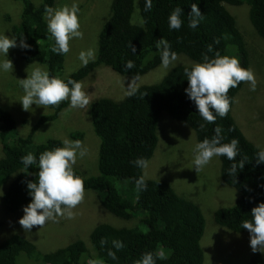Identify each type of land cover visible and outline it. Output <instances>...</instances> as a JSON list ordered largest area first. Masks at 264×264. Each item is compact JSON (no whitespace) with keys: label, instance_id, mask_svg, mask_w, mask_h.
I'll use <instances>...</instances> for the list:
<instances>
[{"label":"trees","instance_id":"16d2710c","mask_svg":"<svg viewBox=\"0 0 264 264\" xmlns=\"http://www.w3.org/2000/svg\"><path fill=\"white\" fill-rule=\"evenodd\" d=\"M20 1V21L13 24L10 21L11 25H6L7 31L16 41L29 46L23 54L25 62L43 65L50 76L61 78L65 54L51 51L55 41L45 20L46 8L51 9L55 0H39L36 4L32 0ZM193 3L197 4L204 17L196 29L188 26ZM145 4L146 0H111L109 16L98 34L97 58L63 80L80 82L100 66L121 75L140 77L163 65L162 48L156 47L161 38L170 44V50L176 56L183 55L193 63H203L204 54L211 59L219 52L221 56L238 57L241 67L248 69L243 35L236 23L238 19L229 10L233 6L248 8L249 22L264 40V0H152L150 11L145 10ZM176 7L183 10V24L179 30H172L168 17ZM6 17L9 21L10 18ZM209 45H212V52L207 51ZM132 48H135L134 53ZM127 61L135 65L130 70L124 67ZM171 65L159 82L142 85L122 100L99 98L90 102L87 116L100 140L98 175L83 176L73 166L76 175L83 178L85 190L96 193L106 211L121 220L136 219V224L117 227L100 223L93 227L88 240H76L47 253H42L25 238L11 235L0 242V264H138L147 252L154 255L155 264H203L200 240L204 232V217L200 208L179 196L164 179L143 177L146 189L136 190L135 181L143 176V168L133 162L138 158L148 161L152 157L162 113L186 124L194 131L198 143L205 138L211 139L217 126L223 129L221 143H229L233 138L239 141V153L234 161L225 156L218 157L221 180L239 195L232 207L215 211L214 221L233 233L241 234L247 230L241 228L242 222L251 221V210L264 203V163L256 160L257 153L262 150L246 139L231 117L233 99L244 81L228 92L231 99L228 114L223 118L217 116L214 124L207 123L185 92L188 87L185 70L191 66ZM69 105L68 100L62 101L53 106L54 113L42 115L39 120L44 123L56 120L62 108ZM41 125L34 124L27 137H18L14 118L0 106L3 153L0 158V188L6 186L3 203L9 213L30 202L26 185L38 179L36 165L29 167L28 173L21 172V158L31 152L38 159L46 150L63 147L62 142L54 138L34 144L32 136ZM70 138L81 140L83 133H72ZM241 163L244 165L240 169ZM233 164L237 166L236 173L230 171ZM114 240L122 241L124 247L117 250ZM109 251L115 253L116 259L109 256ZM246 264H264V260L260 254L254 253Z\"/></svg>","mask_w":264,"mask_h":264},{"label":"rangeland","instance_id":"374dc122","mask_svg":"<svg viewBox=\"0 0 264 264\" xmlns=\"http://www.w3.org/2000/svg\"><path fill=\"white\" fill-rule=\"evenodd\" d=\"M32 1L35 4L39 2ZM73 3L79 8L83 38H73L69 41L70 51L64 55V73L61 74V79L82 66L78 59L82 50L97 49L98 34L109 16L111 0H55L51 9L55 11L64 6L71 7ZM229 10L238 19L236 23L243 35L248 69L253 71L256 80L255 91L250 90L249 82L244 81L233 99L231 117L246 139L258 149L264 150V40L251 26L246 6L229 7ZM21 11L20 0H0V34L13 38L6 25L18 23ZM48 15L45 14L47 23ZM6 16L10 18L9 21ZM16 43L17 46L10 48L7 54L13 64L12 72L0 70V106L14 118L16 135L27 137L34 124L44 123L39 120L42 115L52 114L55 110L53 106L36 105H32L29 111L23 110L20 99L25 93L20 80L27 78L34 69L46 67L36 62H25L23 54L26 48L20 47L21 42ZM3 59L5 57L0 56V61ZM172 64L190 65L191 62L184 56L177 55ZM170 66L172 65H161L137 78L121 75L106 66H100L95 73L80 82L90 102L99 98L119 101L142 85L159 82ZM86 109L87 107L71 108L70 105L62 108L56 120L46 122L37 129L32 136V142L41 144L54 138L59 139L64 146L65 140L81 141L87 154L77 158L75 167L83 176H96L100 140L93 131ZM81 132V140L70 138L72 133ZM156 133L157 145L152 157L147 161V166L143 167L142 175L148 180L168 181L179 196L192 201L200 208L204 217V232L200 240L204 253L203 264H246L254 253L260 254L264 260V252H253L251 249L248 230L241 234L233 233L218 226L214 221L215 211L232 207L239 195L233 187L227 186L221 180L219 158L213 157L208 165L196 172L193 161L195 145L198 142L194 131L186 124L172 119L167 113L160 115ZM2 156L0 143V158ZM0 191L4 195L6 186H2ZM23 208L14 213L7 212L3 196H0V242L11 235H19L32 242L42 253L54 251L76 240H88L93 227L100 223L123 227L132 226L137 222L136 219L125 221L113 216L99 204L96 193L89 190H85L84 200L72 210L73 218L57 216L54 221H48L41 228L34 226L31 231H26L18 223L24 214Z\"/></svg>","mask_w":264,"mask_h":264},{"label":"clouds","instance_id":"9594fccd","mask_svg":"<svg viewBox=\"0 0 264 264\" xmlns=\"http://www.w3.org/2000/svg\"><path fill=\"white\" fill-rule=\"evenodd\" d=\"M151 9L152 0H146L145 10ZM46 13L49 14L48 31L55 41L51 51L58 55L69 53V41L73 38H83L78 5L73 3L71 7L64 6L55 11L46 8ZM182 14L181 7L171 11L168 17L170 29L179 30L182 27ZM189 16L188 26L192 29H196L204 18L195 3L191 5ZM16 46L15 38L0 34V56L5 57L0 61V70L12 72L13 64L7 58V54L10 48ZM20 47L28 48L29 46L21 41ZM156 47L162 48L161 59L165 67L176 60V53L170 50V44L165 39H159ZM132 51L134 53L135 48H132ZM207 51H213L212 45L208 46ZM97 52L98 49L91 48L82 50L78 57L81 65L87 67L90 62H94ZM189 62L191 64L188 66L191 68L185 70L188 81L185 92L189 99L194 101L197 112L207 123L214 124L217 116L223 118L228 114L231 104L228 92L231 88H236L240 82L246 81L250 84V90L255 91V75L251 69L241 67L238 57L221 56L219 52H216L211 59L204 54L203 63H193L190 60ZM134 66L132 61H127L124 65L126 70ZM20 84L25 93L20 103L25 111H29L32 105L56 106L65 100L69 101L71 108L82 109L90 105L82 82L71 79L65 82L59 77L50 76L44 68L34 69L27 78L20 80ZM203 127L204 125L201 124V128ZM222 131L220 126L215 127V135L211 139L205 138L195 145L193 167L196 172L208 165L213 157L225 156L229 161L236 159L239 153V141L233 138L229 143H221L224 139L221 135ZM86 154L87 150L81 141L65 140L63 147L46 150L39 155L38 159L31 152L21 158L23 165L21 172L28 173L29 167L33 165L39 169L38 179L26 185L31 200L23 208L24 214L18 221L23 229L31 231L34 226L41 228L48 221H54L57 216H66L69 219L74 217L72 210L84 200L85 187L83 178L76 175L73 166L78 157L82 158ZM256 160L258 163H264V150L257 153ZM133 163L141 168L147 166V161L143 158H138ZM243 165V163L240 164V169ZM230 171L236 173L237 166L233 164ZM135 185L138 192L147 187L143 176L135 181ZM0 196H3L2 191ZM99 204H101L100 201ZM251 216V221H243L241 228L248 230L249 243L253 252L257 250L264 252V203L254 207L251 210ZM113 245L117 250L124 247L122 241L114 240ZM108 254L116 259L115 253L109 251ZM155 260L154 255L147 252L142 255L138 264H155Z\"/></svg>","mask_w":264,"mask_h":264}]
</instances>
